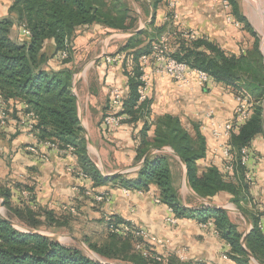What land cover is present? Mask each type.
I'll list each match as a JSON object with an SVG mask.
<instances>
[{
    "label": "trees",
    "instance_id": "obj_1",
    "mask_svg": "<svg viewBox=\"0 0 264 264\" xmlns=\"http://www.w3.org/2000/svg\"><path fill=\"white\" fill-rule=\"evenodd\" d=\"M229 2L234 18L244 24L254 37L252 47L235 55L206 38L188 39L186 35L190 32L177 31L173 23L156 26L153 16L147 29L133 35L120 51L125 54L123 69L128 78V93L123 97V108L118 115L127 116L124 124L144 122L138 138V162L152 150L170 148L184 162L189 184L195 193L210 200L221 193L231 196L232 203L253 223L245 248L260 264H264V232L259 226L260 214L247 209L249 204H254L252 181L246 180L250 171L242 163L241 155L243 149H251L255 139L264 135L261 107L264 99V57L260 41L240 14L236 0ZM159 3L160 0H156L153 11ZM10 15L0 19V96L6 105L18 103L22 105L25 116H32V132L38 141L54 144L61 150L72 148L80 173L90 179L94 187L112 184L139 192L156 187L160 202L171 208L178 219L190 217L200 224L212 222L218 236L230 246L227 253L230 260L236 264H251L242 244L244 234L232 223L228 211L211 207L188 210L181 204L172 182L170 155L153 154L142 163L135 179L128 175L105 178L88 156L87 142L80 126L78 100L73 91V72L67 67L52 69L50 62L57 57L63 66L72 62V43L79 29L100 25L110 31H136L138 20L133 11L121 0H15ZM15 25L30 32L27 41L21 43L12 39ZM166 33L173 37L170 47L175 60L187 64L192 71L206 73L211 82L228 87L234 95L244 94L250 98L251 117L235 130L229 142L236 162L233 175L216 166L199 173L197 162L207 155L206 142L200 131L196 129V136L190 135L180 120L172 116L151 121L152 101L139 100L138 91L143 86L140 59L151 54L152 44ZM49 41L55 43V51L51 55L44 51ZM64 53L67 55L65 58ZM152 130L153 136L150 137ZM15 186L22 191L33 192L30 188ZM11 188L0 185V198L4 202L7 219L37 232L63 229L71 232L73 214L65 211L66 215H58L42 209L33 195L30 203L20 196L13 199ZM110 224L132 226L115 218H111ZM107 230V237L100 243L87 238L82 240L99 262L74 242L64 244L41 234L19 230L0 214V264H151L136 252V238L129 234L111 233L109 227ZM169 263L194 264L174 258H169Z\"/></svg>",
    "mask_w": 264,
    "mask_h": 264
},
{
    "label": "crops",
    "instance_id": "obj_2",
    "mask_svg": "<svg viewBox=\"0 0 264 264\" xmlns=\"http://www.w3.org/2000/svg\"><path fill=\"white\" fill-rule=\"evenodd\" d=\"M14 1L0 0V19L11 16L10 8ZM130 1L141 6L137 19V26L141 30L143 22L147 29L153 16L156 26L165 24L171 9L169 5L174 3V11L178 15L173 22L175 28L191 31L197 37L206 38L235 55L247 51L254 43V37L244 28V24L241 23V28H235L226 22L227 12L218 1L160 0L156 11H153L156 0ZM121 2L131 9L126 0ZM238 7L260 39L264 57V31L259 35L254 26L258 19L264 29V10H254L248 16L242 5ZM135 32L139 31H110L100 25L79 29L72 43V62L63 66L58 57L50 62L52 69L67 67L73 72V91L78 100L80 126L87 142L88 156L105 178L128 175L135 179L144 160H137L138 138L143 121L137 125L124 124L117 130L102 128L103 117L113 112L110 106L112 91L120 90L123 97L128 93V78L123 64L107 65L104 57L120 53ZM11 37L21 43L28 39L18 25L14 26ZM44 51L53 54L54 41L47 42ZM144 72L150 82L148 98L152 101L151 121L172 116L180 120L190 135L196 136V129L199 130L207 147L206 158L197 162L199 173L210 166L223 168L225 159L222 145L225 140L216 138L213 129L219 123L233 120L237 102L232 91L213 82L202 87L195 72L190 75L186 85L155 73L152 63L145 66ZM3 111L6 117L2 116ZM29 122L32 120L23 114L22 105H0V185L12 187L13 199L20 196L22 189L15 186L20 185L33 190L35 202L42 209L58 215L65 214L64 209H74L75 213H71V234L77 238L90 237L93 243L107 237V221L115 218L163 241V247H154L161 255L194 264H236L223 259L229 247L211 230L203 229L197 219L183 217L178 219L176 225L169 224V207L157 202L159 192L156 187L152 186L147 192L112 184L94 187L90 179L78 176L77 157L71 152L63 153L39 142L27 127ZM149 136H153V130ZM263 140L264 135L253 142L246 166L252 177L251 197L256 205L253 208V204H249L247 209L260 214L259 226L264 232ZM165 149L164 153L171 156L173 186L186 209L214 205L228 211L232 223L244 235L253 228L251 219L232 203L230 195L221 193L210 200L195 193L189 184L186 166L172 154L170 148ZM152 151L157 153L156 150ZM98 195L105 200L96 201L95 196ZM243 229H246L245 232Z\"/></svg>",
    "mask_w": 264,
    "mask_h": 264
},
{
    "label": "built area",
    "instance_id": "obj_3",
    "mask_svg": "<svg viewBox=\"0 0 264 264\" xmlns=\"http://www.w3.org/2000/svg\"><path fill=\"white\" fill-rule=\"evenodd\" d=\"M212 1H218L223 6V8L226 10V22L235 28H241V23H239L234 16L232 15L231 11V4L229 0H212ZM174 3L169 5L170 11L169 15L166 16L165 23H173L177 20L178 15L174 11ZM22 29V34L26 37L30 36V32L27 31L24 28ZM177 31H187V30H180L177 28ZM190 34L186 35L188 39L194 40L197 38V36L191 32ZM172 35L170 33H166L163 36H161L157 41H155L152 44V52L149 55H144L140 59L141 66L143 68V75L140 78L141 82L143 83V86L139 88V100L141 102H144L148 98V91H149V79L147 75L144 72V68L147 64L152 63L154 65V72L157 74H160L162 76H167L179 83L180 85H186L189 82L190 75L195 72L198 75L199 83L202 87H206L211 81L209 79V76L206 73L203 72H197L192 71L190 67L185 64L178 62L175 60L171 55V47H170V41L172 39ZM67 55L64 53L63 58H65ZM125 61V54L118 53L115 55H108L104 57V62L107 65H119L123 64ZM236 102H237V108L235 111V116L232 121L219 123L215 126L213 129V134L216 138L223 139L225 142L222 145L223 155H224V172L233 175L234 169H235V156L233 154L232 147L230 146L229 142L232 137V135L235 133V130L239 128L241 125L246 123L250 117H251V111H250V104H249V96L244 94L235 95ZM123 94L120 90L115 89L111 93V99H110V106L113 109L112 113L106 114L103 117L102 120V128L104 130H117L120 129L124 122L128 119L126 115H118L119 110L123 107ZM0 105L5 106V102L0 96ZM3 117H6V113L3 111L2 114ZM28 118H31L32 116L27 115ZM27 127L29 130H32V122L27 123ZM46 147H50L56 150H59L60 152L66 153L71 152L73 153L72 148H67L66 150H61L58 148V146L51 144V143H43ZM242 163L247 165L250 159L251 151L250 149H243L242 150ZM78 176L84 179H87L84 177L80 170H78ZM246 180L251 182L252 177L250 172L246 174ZM89 194H91L89 192ZM20 197L30 203V199L32 197V193L29 191L23 190L20 194ZM96 201L103 202L105 198L103 196H95ZM158 203H161L160 200L157 201ZM65 211H69L70 213H75L74 209H64ZM170 217H168L167 222L171 225H176L178 218L175 216L173 210L169 208ZM111 219L107 221V228L109 227V231L114 234H120V235H132L134 238H136L135 242V250L139 254H141L145 259L151 262V264H170L169 263V257L165 255H161L157 253L154 249L155 246L163 247L164 242L149 236L143 229H140L136 226H128V225H111L110 224ZM203 229H209L211 230L216 236H218L217 231L214 228V224L212 222H208L205 224H200ZM230 251V246L227 244ZM149 247V248H148ZM225 253L223 256V259L226 261H229L230 258ZM183 262V261H182Z\"/></svg>",
    "mask_w": 264,
    "mask_h": 264
},
{
    "label": "rangeland",
    "instance_id": "obj_4",
    "mask_svg": "<svg viewBox=\"0 0 264 264\" xmlns=\"http://www.w3.org/2000/svg\"><path fill=\"white\" fill-rule=\"evenodd\" d=\"M236 1H237L238 5H240V6L242 5L244 7V10H245V12H246V14L248 16H250V14L252 15V12H255V11H263L264 10V0H236ZM126 3L131 7V9L133 11V15L137 19H139V13H138V11L140 10V7L141 6H139V4H137V3L136 4L135 3H132L130 0H126ZM167 14L169 15V13H167ZM263 21H264V19H263ZM254 26H255V30L259 33V35H262L264 29L261 26V24H260V22H259L258 19H257V22L254 24ZM145 27H146V24H145V22H143L142 23V29L144 30ZM136 28H137V30L140 29V28H138V26ZM259 41H260V39H259ZM261 107H262V111H263V124H264V99L261 102ZM263 142H264V140H263ZM255 206L256 205L253 204V208H255ZM234 209H236V208H234ZM245 230L246 229H243V232H245ZM44 233H46V234H52V235H58V236L73 235V234H71L72 231L71 232H69V231L67 232L64 229L63 230H55V231L48 232V233L47 232H44ZM84 238H87L89 240H92L90 237H86V236L80 237L78 239L83 240ZM104 239H101L100 242H102ZM63 243L64 244H69V243H72V242L68 240V241H64ZM95 243H98V241H96ZM257 262L258 261L255 258H254V260L251 259V264H258Z\"/></svg>",
    "mask_w": 264,
    "mask_h": 264
},
{
    "label": "water",
    "instance_id": "obj_5",
    "mask_svg": "<svg viewBox=\"0 0 264 264\" xmlns=\"http://www.w3.org/2000/svg\"><path fill=\"white\" fill-rule=\"evenodd\" d=\"M141 29H139V30H137V32L138 31H140ZM136 33V32H135ZM260 50H261V48H260ZM156 152L157 153H164V152H166V149H157L156 150ZM171 152H172V154L174 155V156H177L172 150H171ZM154 154V152L153 151H150L146 156H145V158H144V160H143V162L144 161H146V160H148L152 155ZM178 157V156H177ZM181 160V159H180ZM181 162L184 164V162L181 160ZM185 165V164H184ZM0 201H1V203H0V214H1V216L3 217V219L4 220H6L10 225H12L13 227H15V228H17V229H19V230H22V231H25V232H27V233H32V234H41V235H44V236H46V237H48V238H50V239H52V240H54V241H58V242H61V243H63L64 241H71V242H74V243H76V244H78L88 255H90L91 257H93L95 260H97V261H99L100 262V260H99V258L95 255V254H93L89 249H88V247H86V245L84 244V242L82 241V240H80V239H78L77 237H75V236H73V235H66V236H58V235H52V234H46V233H42V232H37V231H34V230H32V229H25V228H23V227H21L18 223H16L15 221H11V220H9V219H7L6 217H5V209H4V202L2 201V199L0 198ZM207 207H211V208H218V207H216V206H214V205H208ZM252 230V229H251ZM250 230V231H251ZM250 231H248L245 235H244V237H243V240H242V244H243V248H244V250L247 252V254H248V256L250 257V259H252V260H254V257L251 255V253H249L247 250H246V248H245V241H246V237H247V235L249 234V232ZM258 264H260L259 262H257Z\"/></svg>",
    "mask_w": 264,
    "mask_h": 264
}]
</instances>
